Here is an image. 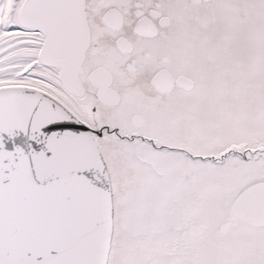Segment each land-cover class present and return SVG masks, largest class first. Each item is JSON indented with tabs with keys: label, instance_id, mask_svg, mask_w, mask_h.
Returning a JSON list of instances; mask_svg holds the SVG:
<instances>
[{
	"label": "snow or ice",
	"instance_id": "obj_1",
	"mask_svg": "<svg viewBox=\"0 0 264 264\" xmlns=\"http://www.w3.org/2000/svg\"><path fill=\"white\" fill-rule=\"evenodd\" d=\"M0 264H264V0H0Z\"/></svg>",
	"mask_w": 264,
	"mask_h": 264
}]
</instances>
